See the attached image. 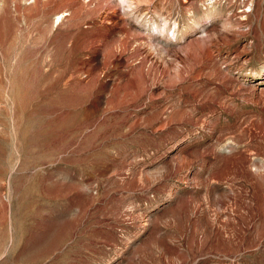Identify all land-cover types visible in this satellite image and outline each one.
Listing matches in <instances>:
<instances>
[{
    "label": "rangeland",
    "instance_id": "374dc122",
    "mask_svg": "<svg viewBox=\"0 0 264 264\" xmlns=\"http://www.w3.org/2000/svg\"><path fill=\"white\" fill-rule=\"evenodd\" d=\"M0 264H264V0H0Z\"/></svg>",
    "mask_w": 264,
    "mask_h": 264
},
{
    "label": "bare ground",
    "instance_id": "6f19581e",
    "mask_svg": "<svg viewBox=\"0 0 264 264\" xmlns=\"http://www.w3.org/2000/svg\"><path fill=\"white\" fill-rule=\"evenodd\" d=\"M58 18V17H57Z\"/></svg>",
    "mask_w": 264,
    "mask_h": 264
}]
</instances>
